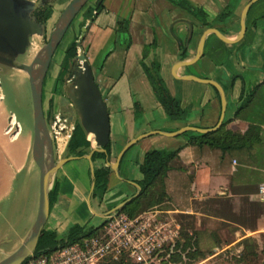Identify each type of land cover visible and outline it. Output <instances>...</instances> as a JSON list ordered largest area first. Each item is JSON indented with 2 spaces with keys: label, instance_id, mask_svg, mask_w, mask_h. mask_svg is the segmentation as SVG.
<instances>
[{
  "label": "crops",
  "instance_id": "1",
  "mask_svg": "<svg viewBox=\"0 0 264 264\" xmlns=\"http://www.w3.org/2000/svg\"><path fill=\"white\" fill-rule=\"evenodd\" d=\"M177 1L90 0L76 19L77 29L81 24L86 25L81 46L107 109L109 163L125 143L141 133L172 132L184 126L210 128L216 124L220 113L216 89L205 83L177 78L183 75L217 82L225 99L223 129L243 133L249 124H256L260 128L258 139L249 148L221 153L217 148L187 144L190 133L141 138L124 152L116 172L109 169L106 191L100 202L94 199L98 206L101 203L103 206L98 212L90 211L103 217L137 191L136 181L140 177L137 164L145 151L179 148L164 177L170 205V209L165 210L167 216L178 226L176 214L191 220L187 230L205 236L210 246L211 236L219 237L221 241L219 245L213 244L208 259L230 248L239 252L241 246L236 244L250 237L264 260V0H256L248 8L244 17L245 31L238 41L225 43L213 33H206L201 57L193 64L177 68L173 74L177 61L192 57L205 29L216 28L225 38L234 39L239 31L241 11L249 0H183L204 12L207 26L202 24L201 17L197 18ZM94 3L100 8L93 13ZM88 11L92 16L90 20L85 15ZM222 12L224 16L216 19ZM179 19L192 24L187 44L184 42L185 24L172 25ZM118 20H126V35L117 30ZM179 42L185 47L184 59L179 58ZM149 43L153 46L142 58V48ZM152 60L158 61L159 75L169 94L185 110L183 118L169 119L157 103L142 69V63ZM250 92L249 101L243 105ZM135 103L141 110L138 114H135ZM4 119L2 114L0 202L10 198L17 174L24 172L26 176L30 161L28 143L16 150L4 144ZM18 135L19 132L6 141L12 143ZM65 144L66 141L61 152ZM82 160L86 165H82ZM54 182L57 197L45 224L49 229L58 230L59 224L66 228L76 223L72 215L78 201L88 204L91 177L86 159L79 157L65 162L56 171Z\"/></svg>",
  "mask_w": 264,
  "mask_h": 264
},
{
  "label": "water",
  "instance_id": "2",
  "mask_svg": "<svg viewBox=\"0 0 264 264\" xmlns=\"http://www.w3.org/2000/svg\"><path fill=\"white\" fill-rule=\"evenodd\" d=\"M48 1L49 0H0V73L2 68H13L24 72L26 75L32 117V138L29 147V158L37 167L38 172L36 210L33 221L19 245L10 253L0 258V264H21L32 255L38 237L48 217L49 186L58 168L69 160L83 157L88 163L89 175L92 178L93 163L91 161V154L93 152L105 153L104 148L109 144V124L105 103L93 81L91 68L85 59L84 53L75 50L73 57L68 63L67 74L63 77V82L59 87V114L57 118L59 120L66 118L67 121H65V119L62 120L66 124H71L75 121L85 134L90 144V149L81 156L64 155L55 159L53 136L50 130L52 117L50 115L45 120L43 114L41 97L42 82L55 48L59 44L71 21L85 5L87 0H69L55 19L46 41L34 53L31 60L28 63L20 62L17 60L18 56L25 53L31 43V38L33 36H42L45 33V23L39 22L33 15V11L43 6ZM255 1L256 0H249L243 7L240 14L239 31L234 39L225 38L216 28L209 27L205 29L201 33L192 57L187 60L177 61L172 69L173 74L177 68L193 64L200 58L202 54L203 38L206 33H213L218 39L225 43H234L238 41L245 31L244 17L250 5ZM175 23L185 24L186 35L184 42L187 44L192 33V24L185 19L175 20L172 25ZM85 28L86 25H82L79 28V34L75 41L76 48H78L79 51ZM177 78L205 83L216 89L220 101V113L216 124L210 128L184 126L172 132L150 130L141 133L125 143L112 163L107 161L108 156L105 154L103 160L110 170L116 172L124 152L141 138L153 134L174 137L187 131L202 134L214 131L220 126L225 108V99L219 84L211 79L199 78L193 75H183ZM10 114L12 113L8 114L7 121L9 120ZM60 132L61 135L64 136L63 130ZM70 134L71 132L69 136ZM89 135H91V139L88 137ZM69 136L66 138V141ZM92 142L94 143V147L92 146ZM92 187L93 181L90 183V192ZM138 193L139 187L137 186V191L134 194L119 202L113 209L104 213L103 216L119 210L123 205L136 197ZM2 241L7 242V237L5 236L0 239V242Z\"/></svg>",
  "mask_w": 264,
  "mask_h": 264
},
{
  "label": "trees",
  "instance_id": "3",
  "mask_svg": "<svg viewBox=\"0 0 264 264\" xmlns=\"http://www.w3.org/2000/svg\"><path fill=\"white\" fill-rule=\"evenodd\" d=\"M177 3L191 11L195 16L201 17L200 21L203 25L207 26L208 23L205 21V14L199 8L190 7L185 1L179 0ZM85 6V5H84ZM100 8L99 4H93V9L98 11ZM83 9V7H82ZM225 12H222L216 19H221ZM33 15L36 19L45 23L46 20L51 15V7L49 4H44L43 6L37 8L33 11ZM89 20L91 19L90 11L86 14ZM117 30L123 34H127V22L126 20L117 21ZM77 29V35L74 40L70 41L64 48L61 60L59 62V69L57 73V79L59 80L66 72L68 63L73 57L76 50L75 41L79 34V28ZM153 43L144 45L141 51L142 58H144L152 48ZM180 53L179 58L184 59L185 47L179 42ZM143 72L148 80V83L152 89L154 97L157 103L162 108L163 112L169 119H181L185 114V110L179 106L178 101L172 97L161 76L159 75V63L158 61L152 60L148 64L142 63ZM242 94V91L240 95ZM252 92H250L248 98L243 102V105L249 101V97ZM135 114L139 113L140 107L135 103L134 105ZM259 125L249 124L243 133L233 132L223 129V123L211 132L198 134L192 132L187 138V144H194L197 147L206 146L208 148H217L222 152H227L234 148H249L254 140L258 139ZM187 133V132H185ZM184 133V134H185ZM90 149V144L86 139L85 134L80 129L78 124L75 122L73 130L66 141L65 152L66 155L81 156L85 154ZM105 153L103 152H93L91 154V161L93 163V187L90 195L97 198L98 202L101 201L103 194L106 191V177L109 171L108 167L96 166L94 162L99 159H104L105 154L109 155V144L105 146ZM179 148L174 150H159L150 149L143 153L141 161L137 164V170L140 175L139 179L136 181L139 187V193L136 197L131 199L125 205H123L119 210L126 214L128 217H133L139 212L147 209H159V210H169L168 197L164 189V177L166 171L170 168L169 162L177 156ZM57 185L55 182L52 183L51 188L48 191V202L49 209L55 202L57 197ZM103 223L97 226H84L77 223L70 224L62 234H58L54 229L43 228L31 256H35L42 253H47L57 247L79 241L83 237H89L98 233L101 229ZM212 245L210 246L207 241H203V237L198 235L195 231H180L171 243L170 247L164 248L162 251L157 253L159 259L157 264H177L182 261V259H187L188 262H194L209 256L213 251L211 247L213 244H218L219 241L217 237L211 236ZM203 241L204 243H201ZM203 245V249L206 252L200 251V245ZM236 245L241 246L239 254L236 255L235 264L245 263L253 264L258 257V251L255 248L254 243L250 237H245L241 239ZM246 260L248 263H246Z\"/></svg>",
  "mask_w": 264,
  "mask_h": 264
},
{
  "label": "rangeland",
  "instance_id": "4",
  "mask_svg": "<svg viewBox=\"0 0 264 264\" xmlns=\"http://www.w3.org/2000/svg\"><path fill=\"white\" fill-rule=\"evenodd\" d=\"M68 1L69 0H49L48 2H46L51 7V15L45 22V33L42 36H33L31 38V43L29 47L26 49L23 55L18 56L17 59L18 61L28 63L31 60L34 53L46 41L49 31L55 19L57 18V16L59 15V13L61 12V10ZM89 1L90 0H87L85 5ZM84 7L85 6H83V8ZM80 11L71 21L70 25L66 29L63 37L61 38L59 44L57 45V47L55 48L52 54L47 72L42 82V87H43L42 106L44 110L47 104L46 97H47L48 87L50 85L51 79L54 77L55 72L59 67V62L61 60L64 48L70 41L74 40V38L77 35L76 19L80 14ZM76 50L78 52L84 53V50L81 46V42H80V51L78 48H76ZM0 93L2 94V99L0 100V116L2 114L5 115L4 127L7 124L8 114L12 113L15 118V119H11L12 123L16 124V126L20 128L18 138L12 143H8L6 141V139H8V136L5 135V137L3 138L4 144L9 145V147L12 149L14 147L15 150L21 149L23 147V144L28 143L30 145L32 138L31 101H30L28 82L25 73L13 68H2L0 73ZM184 133L180 135H184ZM187 133H192V132L187 131ZM52 139H53V149L55 151V159H58L59 157L66 155L65 150L61 152L62 147L60 146V144H58L59 140L61 139H59L58 141L53 137ZM63 140L65 142L66 138H64ZM92 146L94 147L93 142H92ZM125 155H127V152L125 153ZM103 161H104L103 159L96 160V162H94V165L99 166L100 163ZM107 161L110 162L108 157H107ZM82 165L84 166L86 165V163L83 161ZM100 166L107 167L104 162ZM27 168L28 170L26 176L24 172L17 174L14 191L12 192L10 198L8 200H4L0 202V239L4 238L5 236L8 239L7 242L5 241L0 242V258L10 253L19 245V243L25 236L28 228L30 227V224L32 223L35 215L38 172H37V167L31 160L29 161ZM53 182H54V176L49 186V189L51 188ZM2 186H3L2 170L0 169V190ZM94 199L98 201L97 198L95 197L93 198L92 196H89L88 204L86 201L83 203L78 201L79 204L74 205L75 211L72 216L75 218L77 224L84 225L87 227V226H97L102 222L103 217L97 214L95 215L90 211V209H93L98 212L100 211V207L103 206L102 203L100 206H98V204L95 202ZM175 217L180 222L179 230L188 231L187 230L188 222H191V220H189L188 218H184L183 216H181V214H176ZM71 220L72 219L70 218L69 221ZM44 228H47V224L44 225ZM66 228L63 226V224H59L58 230L55 231L58 234H62L66 230ZM202 237L204 239L203 241H207V238L205 236ZM216 237L217 240L220 242L221 240L219 239V237L218 236ZM226 237L227 235L223 238H225L226 240ZM203 241H201V243H204ZM203 248L204 247L201 244L199 248L200 251L206 252L205 249ZM238 254L239 252H235L230 248L222 252H219L212 259H208L205 257L203 259L194 262H188V260L184 258L182 259L181 262L177 264H197L201 261L202 262L200 264H235L236 255ZM246 263H248L247 260ZM240 264H245V263H240ZM253 264H264V260H262L261 251H259L258 257L256 258Z\"/></svg>",
  "mask_w": 264,
  "mask_h": 264
},
{
  "label": "built area",
  "instance_id": "5",
  "mask_svg": "<svg viewBox=\"0 0 264 264\" xmlns=\"http://www.w3.org/2000/svg\"><path fill=\"white\" fill-rule=\"evenodd\" d=\"M11 119H14L13 114L3 130L9 139L19 132ZM71 128V124L66 127L57 116L50 125L55 139L64 129L67 138ZM101 223L95 235L30 256L21 264H157V253L170 247L179 229L165 210L156 208L143 210L133 217L114 211L103 216Z\"/></svg>",
  "mask_w": 264,
  "mask_h": 264
},
{
  "label": "flooded vegetation",
  "instance_id": "6",
  "mask_svg": "<svg viewBox=\"0 0 264 264\" xmlns=\"http://www.w3.org/2000/svg\"><path fill=\"white\" fill-rule=\"evenodd\" d=\"M58 69H57L54 77L51 80L50 86L48 87L47 97H46L47 104H46L45 110L43 109V114H44L45 120L51 115L52 122H53L54 117L58 116V114H59L58 113L59 97H60L59 87L61 86V84L63 82V77L65 76V74H67V70H66L65 74L58 80L57 79ZM42 93H43V87H42ZM41 97H42V94H41ZM64 119H65V121H67L66 118H62V119H60V121H62ZM74 124H75V121L72 123V127H74ZM65 125H66V127H69L70 124L65 123ZM72 130L73 129L71 128L70 132H72ZM63 132H65V129L63 130ZM68 156H75V155H68Z\"/></svg>",
  "mask_w": 264,
  "mask_h": 264
},
{
  "label": "bare ground",
  "instance_id": "7",
  "mask_svg": "<svg viewBox=\"0 0 264 264\" xmlns=\"http://www.w3.org/2000/svg\"><path fill=\"white\" fill-rule=\"evenodd\" d=\"M90 139H91V135H89L88 136ZM65 138V136H63V135H58V137H57V141L59 140V139H61V140H59V143L58 144H60V146L62 147L63 146V143H64V139Z\"/></svg>",
  "mask_w": 264,
  "mask_h": 264
}]
</instances>
